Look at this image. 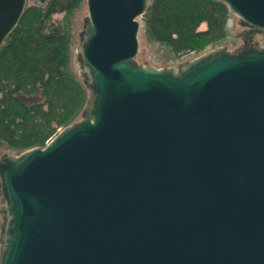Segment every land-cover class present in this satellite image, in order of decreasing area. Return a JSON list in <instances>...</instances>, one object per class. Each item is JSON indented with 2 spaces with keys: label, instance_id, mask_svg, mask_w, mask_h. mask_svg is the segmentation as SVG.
Wrapping results in <instances>:
<instances>
[{
  "label": "water",
  "instance_id": "95a60500",
  "mask_svg": "<svg viewBox=\"0 0 264 264\" xmlns=\"http://www.w3.org/2000/svg\"><path fill=\"white\" fill-rule=\"evenodd\" d=\"M220 1L264 35V0ZM148 2L86 0L83 118L0 157V264H264V40L138 64Z\"/></svg>",
  "mask_w": 264,
  "mask_h": 264
},
{
  "label": "trees",
  "instance_id": "16d2710c",
  "mask_svg": "<svg viewBox=\"0 0 264 264\" xmlns=\"http://www.w3.org/2000/svg\"><path fill=\"white\" fill-rule=\"evenodd\" d=\"M81 1L24 6L2 42L0 145L44 147L85 107L88 89L69 65L72 11ZM140 17L146 38L179 57L224 40L231 13L220 0H149Z\"/></svg>",
  "mask_w": 264,
  "mask_h": 264
},
{
  "label": "rangeland",
  "instance_id": "374dc122",
  "mask_svg": "<svg viewBox=\"0 0 264 264\" xmlns=\"http://www.w3.org/2000/svg\"><path fill=\"white\" fill-rule=\"evenodd\" d=\"M35 1L37 0H26L25 6H30L31 4H35ZM72 12L73 14L71 17V24H70L71 44H70V53H69L70 56L69 65L74 75L81 82L85 84L86 73L79 61V47L81 43L84 24L86 22V18L88 15L86 0H82L80 4ZM137 20L139 22V31H138L139 49L136 57V62L138 64H148L156 68L177 69L178 67L189 63L193 59L203 54H206L210 51H213L217 48L225 47L227 50L235 52L236 50H240L243 44L246 42L258 43L261 46L264 40L263 34L258 33L254 29L247 27L241 22L238 16L231 13V17L229 18L227 23L228 35L224 40H222L220 43L216 44L215 46L204 47L199 52L196 53L192 52V53H187L183 56L174 57L166 47L160 46L158 43L148 40L143 31V22L141 17H138ZM88 97H89V92H88ZM85 107L81 109L74 116L72 123L82 120ZM60 130L61 128H59L57 132ZM50 139H48L46 143ZM24 151L18 152L15 149H13V146L9 148V146L7 147L6 144L0 145V157H2L3 155L18 156ZM3 206L4 205L2 202V196L0 194V237H1L2 225L4 222L3 213H2ZM0 248H1V242H0Z\"/></svg>",
  "mask_w": 264,
  "mask_h": 264
},
{
  "label": "flooded vegetation",
  "instance_id": "af4514ba",
  "mask_svg": "<svg viewBox=\"0 0 264 264\" xmlns=\"http://www.w3.org/2000/svg\"><path fill=\"white\" fill-rule=\"evenodd\" d=\"M251 30H252V29H251ZM249 45H250V43H248V42L244 43L243 46H242V48H241L240 50H236L234 53H237L238 51H242V50H244V49L247 48V46H249Z\"/></svg>",
  "mask_w": 264,
  "mask_h": 264
}]
</instances>
